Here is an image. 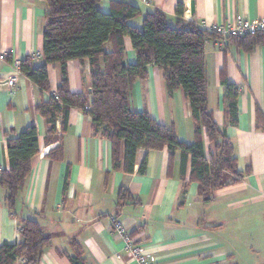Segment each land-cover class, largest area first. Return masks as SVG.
<instances>
[{"label":"crops","instance_id":"crops-1","mask_svg":"<svg viewBox=\"0 0 264 264\" xmlns=\"http://www.w3.org/2000/svg\"><path fill=\"white\" fill-rule=\"evenodd\" d=\"M142 13L160 10L174 23L175 8H184L181 19L206 29L238 17L264 16V0H126ZM46 4L44 0H0V169L8 167L6 140L28 125L37 130L39 152L31 159V171L19 195V217L39 219L51 244L38 264H72L78 255L84 264H137L111 231V217L120 220L132 237L155 258V264H264V129L257 127V111L264 118V44L245 51L232 41L215 38L205 42L207 105L216 124L233 146L238 170L250 172L236 184L215 190L204 202L196 182L181 177V152L170 156L140 148L132 173L112 170L110 142L94 132L91 118L71 108L67 130L60 140L61 161L48 152L59 141L45 143L46 125L35 105L46 100L20 73L13 89L4 80L15 72L13 61L31 56L33 65L43 63L42 44ZM109 11V1L99 4ZM136 23L140 25V18ZM126 60L136 61L129 38L124 39ZM146 79L137 80L130 96L135 111H147L157 122L174 128L178 140H194L192 112L183 90L171 96L161 72L147 66ZM51 91L61 82V67L47 66ZM70 91L90 93L88 62L66 65ZM225 82L239 87L237 122L229 124L225 113ZM61 116L56 120L60 132ZM8 133V137L5 136ZM59 134V133H58ZM206 157L214 144L203 138ZM68 172V174H67ZM190 158L185 162V180ZM186 182V181H185ZM126 196L119 200V190ZM0 187V245L18 242L17 217L3 204ZM19 262V261H18Z\"/></svg>","mask_w":264,"mask_h":264},{"label":"trees","instance_id":"trees-1","mask_svg":"<svg viewBox=\"0 0 264 264\" xmlns=\"http://www.w3.org/2000/svg\"><path fill=\"white\" fill-rule=\"evenodd\" d=\"M44 1L43 63L34 66L32 57L26 56L19 63V71L41 92L49 94L35 109L45 121V143L60 142L47 154L51 161L64 158L60 140L67 130L68 111L75 108L89 116L94 132H100L110 142L112 170L132 173L140 148L166 147L170 156L178 150L182 158L183 186L196 182L204 202L211 200L215 190L240 182L250 172L249 168L238 170L233 146L207 105L204 47L206 41L221 38L218 34L182 20L181 4L175 8L177 19L172 23L162 11L155 9L143 14L137 4L126 0H108V12L99 9L103 0ZM139 18L140 25H137ZM125 38H129L135 52L134 63L126 60ZM225 40L250 51L257 44H264V32L225 37ZM73 60L88 62L91 88L88 94L72 92L68 87L66 65ZM49 64L61 67L62 78L56 91H51L49 86ZM150 64L161 72L168 96L179 88L183 90L192 112L194 140L190 144L178 140L173 127L157 122L147 111L132 110L133 85L147 78ZM225 86V113L229 124H235L239 87L227 82ZM59 116L60 132L56 128ZM257 127L264 129V118L258 111ZM204 137L214 144L210 157L204 152ZM6 146L8 167L0 169V187L5 189L2 202L17 217L20 240L0 245V264H38L51 238L44 234L39 219L18 216L22 206L19 195L31 171V159L39 152L35 126L28 125L17 135L8 137ZM187 157L190 173L185 180ZM125 196L126 191L121 188L119 200ZM71 263L84 264L78 255L71 257Z\"/></svg>","mask_w":264,"mask_h":264},{"label":"built area","instance_id":"built-area-1","mask_svg":"<svg viewBox=\"0 0 264 264\" xmlns=\"http://www.w3.org/2000/svg\"><path fill=\"white\" fill-rule=\"evenodd\" d=\"M210 30L218 34L221 38L253 35L264 32V16L258 18L238 17L235 22L225 21L222 24L212 27ZM5 54H0V59H4ZM15 72L8 76L4 82L9 89H13L20 76L19 63L14 60ZM111 231L117 235L123 244V249L131 253L137 264H155V258L146 250V245L138 243L129 233L124 224L115 217H111ZM22 261V259H19Z\"/></svg>","mask_w":264,"mask_h":264},{"label":"rangeland","instance_id":"rangeland-1","mask_svg":"<svg viewBox=\"0 0 264 264\" xmlns=\"http://www.w3.org/2000/svg\"><path fill=\"white\" fill-rule=\"evenodd\" d=\"M137 21H138V20H136V23H138Z\"/></svg>","mask_w":264,"mask_h":264}]
</instances>
